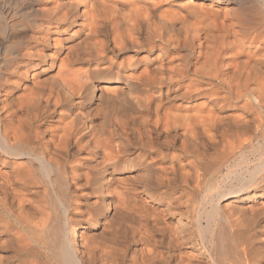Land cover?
I'll return each instance as SVG.
<instances>
[{
	"label": "bare ground",
	"instance_id": "bare-ground-1",
	"mask_svg": "<svg viewBox=\"0 0 264 264\" xmlns=\"http://www.w3.org/2000/svg\"><path fill=\"white\" fill-rule=\"evenodd\" d=\"M6 1L0 264H264L255 14L220 0H29L7 21Z\"/></svg>",
	"mask_w": 264,
	"mask_h": 264
},
{
	"label": "rangeland",
	"instance_id": "rangeland-1",
	"mask_svg": "<svg viewBox=\"0 0 264 264\" xmlns=\"http://www.w3.org/2000/svg\"><path fill=\"white\" fill-rule=\"evenodd\" d=\"M13 1V2H12ZM17 1V2H16ZM20 1V2H19ZM24 2H26V3H24ZM196 2L199 4V3H201V1L200 0H196ZM208 2V1H207ZM220 2L221 3H218V4H220L221 6H224V7H226V8H228L230 11H231V13L233 12H235V13H237V14H241V15H243L244 17H246V15L248 16V14H249V17L250 18H254V14H255V18H256V20H257V23H258V28L260 29V30H263L264 29V0H236V3H233V1L232 0H220ZM12 3V4H11ZM9 4V5H8ZM19 4V5H18ZM29 4V0H7L6 1V4H5V7H6V9L10 12V14H9V17H8V19L9 20H7V21H10V20H20V19H22V16L24 15L23 13L25 12H27L29 9H28V5ZM263 4V5H262ZM13 5V6H12ZM23 5V6H22ZM25 5V6H24ZM219 5V6H220ZM12 6V8H10ZM14 7H15V9H14ZM18 7V8H17ZM11 9V10H10ZM23 9V10H22ZM27 10V11H26ZM13 11H14V13H13ZM21 11V12H20ZM229 11V12H230ZM21 13L22 14V16L20 17V15L21 14H19V13ZM23 12V13H22ZM18 13V14H17ZM246 13V15H244ZM12 14V15H11ZM11 15V16H10ZM19 15V16H18ZM256 15H258V18H257V16ZM16 17H19V18H16ZM262 17V18H261ZM261 18V19H260ZM259 20H261V21H259ZM263 22V23H262ZM261 24V25H260ZM264 111H262L261 112V119H262V121H263V123H264V113H263ZM239 158V159H238ZM237 159V160H236ZM235 159V161L232 163V164H238L239 162H240V157L238 156L237 158ZM224 173L226 172L225 170L223 171ZM236 174H234V175H232V177L230 176L229 177V179H231L232 180V182H231V180H228V182L229 183H227L226 185L227 186H225V188H227V189H229L230 187H234V186H236L237 185V183H239V181L241 180V174L239 175V174H237L238 173V171H236L235 172ZM239 175V176H238ZM238 177V178H237ZM240 178V179H239ZM235 181H236V183H235ZM207 182V183H206ZM203 185H202V187H201V190H200V193L197 195V198H196V201H199V200H201V198H202V196H203V194H205V191H207V189H209L212 185H214L215 184V178H212V179H208L207 181H206ZM229 184V185H228ZM236 184V185H235ZM203 188V189H202ZM205 188V189H204ZM202 191V192H201ZM203 193V194H202ZM200 198H199V197ZM230 200V199H229ZM229 202V201H228ZM208 209H210L209 207H208ZM215 219H214V221H213V223L214 224H212L211 223V226H210V228H211V230L212 231H214V233L216 234L217 232H218V229H219V226H220V224H219V221H218V217H214ZM205 225V224H204ZM214 225V226H213ZM216 225V226H215ZM216 231V232H215ZM214 234V235H215ZM262 236H264V231H263V233L261 234Z\"/></svg>",
	"mask_w": 264,
	"mask_h": 264
}]
</instances>
